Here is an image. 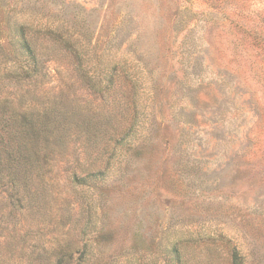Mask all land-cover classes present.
<instances>
[{"label": "rangeland", "instance_id": "1", "mask_svg": "<svg viewBox=\"0 0 264 264\" xmlns=\"http://www.w3.org/2000/svg\"><path fill=\"white\" fill-rule=\"evenodd\" d=\"M0 1L80 53L42 181L0 183V264H264V0Z\"/></svg>", "mask_w": 264, "mask_h": 264}, {"label": "trees", "instance_id": "2", "mask_svg": "<svg viewBox=\"0 0 264 264\" xmlns=\"http://www.w3.org/2000/svg\"><path fill=\"white\" fill-rule=\"evenodd\" d=\"M66 48L79 58L77 42L64 39L60 28L43 19L37 24L15 21L0 1V183L8 184L15 196L22 183L32 190L37 179L42 181L40 166L57 153L64 136L61 125L67 117L57 101L50 102V92L40 88L58 71L48 68L50 62H57L54 54ZM59 252L72 258L74 247ZM233 264H241L237 253Z\"/></svg>", "mask_w": 264, "mask_h": 264}]
</instances>
